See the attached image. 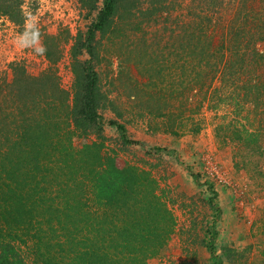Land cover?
<instances>
[{"label": "trees", "instance_id": "1", "mask_svg": "<svg viewBox=\"0 0 264 264\" xmlns=\"http://www.w3.org/2000/svg\"><path fill=\"white\" fill-rule=\"evenodd\" d=\"M79 1L87 14L96 11L84 34L71 38L67 30L37 33L48 68L34 76L13 64L11 79H0V264H23L16 245L28 243L40 264H147L174 231V216L157 193L159 186L151 173L133 165L119 168L115 157L103 150L105 125L116 128L123 144L134 142L123 124L103 121L100 110L114 111V105L100 90L95 70L97 34L123 41L126 25L133 34L143 33L144 23L156 26L170 21L174 7L170 11L168 0ZM140 1L145 10L139 8ZM22 2L0 0V17L21 28ZM188 11L175 28L178 31H170L165 46L156 42L149 54H154L153 60L142 62L150 50L142 36L144 48L135 55L141 60L134 66L142 87L163 100L178 101L192 91H204L206 99L214 82L232 86L240 81L249 51L264 42V12L256 13L254 3L242 24L249 25L248 30L238 27L231 33V28L227 42L214 41L204 23L209 21L206 15ZM71 39L72 88L67 92L60 86L56 65ZM133 52H139V46L130 49ZM84 54L88 59H81ZM253 55L255 65L264 67V52ZM185 118L192 122L189 132L198 134L200 123L193 122L190 113L173 117L165 132L180 137L184 125L175 121ZM89 134L96 140L73 146L74 137ZM207 191L214 217L204 243L210 264H222L215 249L220 209L212 185L207 184ZM233 253L223 250L227 261ZM261 255L264 258V250Z\"/></svg>", "mask_w": 264, "mask_h": 264}, {"label": "rangeland", "instance_id": "2", "mask_svg": "<svg viewBox=\"0 0 264 264\" xmlns=\"http://www.w3.org/2000/svg\"><path fill=\"white\" fill-rule=\"evenodd\" d=\"M168 2L171 3L170 11L174 7L170 21H160L156 26L144 23V35L133 34L129 25H126L123 41L109 34L105 38L96 35L99 58L95 62V70L100 90L114 105V111L107 107L101 109L100 114L105 123L116 121L123 124L128 139L134 142L123 144L116 128L105 125L103 150L115 157L119 168L133 165L149 171L158 183L157 193L174 216V231L170 239L159 255L147 264H210L209 251L204 242L214 212L207 205L211 196L206 189L207 184L212 185L216 193L214 202L220 209L215 249L223 259L222 264H264L261 255L264 250V67H257L253 57L254 52H264V42L249 51V58L239 75L240 81L225 87L214 82L206 92V99L204 91H192L178 101L160 99L157 94L142 87L141 75L134 66L140 60L135 55L144 48L141 36L150 49L142 62L151 61L155 56L149 54L155 50L156 42L160 47L165 46L170 31H178L175 28L181 26L182 18L190 12L188 10H194L195 15L203 13L209 18L204 23L216 43L224 39L227 42L225 35L231 28V33L238 27L248 30L249 25L242 24L246 21L245 16L251 14V4L254 3L256 13L264 12V7H260V4L264 5V0ZM139 8L145 10L143 1H140ZM82 10L83 30L79 32L84 34L89 21H94L96 11L87 14L85 9ZM175 19L178 20L176 25ZM1 30L7 28L1 27ZM22 31L18 28L19 33ZM37 33L43 31L28 32L25 36L27 46L36 45L33 51L41 47ZM56 33L58 30L46 32L50 35ZM72 40L64 46L63 59L56 66L57 73H64L65 78L70 76L71 79ZM16 46L14 43L9 49ZM138 46L139 52L130 53V49ZM81 59L86 60L88 56L84 54ZM2 60L1 54L0 62ZM42 68L41 65L37 69L28 66L25 70L35 76ZM8 69L11 70V65ZM0 79L7 82L11 76L7 71H0ZM200 102L202 105L196 112ZM179 113L184 116L190 113L191 120L200 123L201 131L191 134L189 128L192 122L185 118L181 122L178 119L175 121L178 126L184 125L180 137L165 132L172 124V118ZM95 140L94 134L84 138L74 137L73 146L80 148L82 144ZM208 163L214 168L211 172L206 171V167L210 166ZM191 183L195 188L193 190L192 187V190H197L192 195ZM16 249L23 264H40L34 257L31 243L18 244ZM225 249L234 252L231 261L224 257Z\"/></svg>", "mask_w": 264, "mask_h": 264}, {"label": "built area", "instance_id": "3", "mask_svg": "<svg viewBox=\"0 0 264 264\" xmlns=\"http://www.w3.org/2000/svg\"><path fill=\"white\" fill-rule=\"evenodd\" d=\"M22 5L24 6L23 8L20 7L23 16V24L20 28L23 30L22 33L18 32L19 27L7 17H0V55L2 54L3 57L2 62H0V71H7L10 76L11 70L9 71L8 65H23L25 69L28 66L31 69H37L41 65L43 67L42 71L49 66L42 53L33 51L36 45L27 46L25 43V36L28 32L43 31V33H46L67 30L71 38H73L78 33H81L79 32L80 29L83 30V27L81 28V17L84 15H82L83 10L79 0H23ZM90 23L89 21V26L91 25ZM1 27H5L7 30H1ZM88 28L85 27L87 30ZM14 43L17 46L14 49H9ZM67 74H70V72H67ZM57 76L61 88L71 92L72 79L70 76L65 78L64 73L59 74V72ZM208 165L210 166L206 167V171L211 172L214 168L211 164L208 163Z\"/></svg>", "mask_w": 264, "mask_h": 264}, {"label": "crops", "instance_id": "4", "mask_svg": "<svg viewBox=\"0 0 264 264\" xmlns=\"http://www.w3.org/2000/svg\"><path fill=\"white\" fill-rule=\"evenodd\" d=\"M191 181H193L192 175H191ZM192 187H193V190H195V188H194V184L191 183V195L197 191V190H196V191H193V190H192ZM206 189H207V187H206ZM208 254H209V253H208ZM209 258H210V254H209Z\"/></svg>", "mask_w": 264, "mask_h": 264}, {"label": "clouds", "instance_id": "5", "mask_svg": "<svg viewBox=\"0 0 264 264\" xmlns=\"http://www.w3.org/2000/svg\"><path fill=\"white\" fill-rule=\"evenodd\" d=\"M21 7L23 8L24 6L22 5ZM36 51L38 53H42L44 51V49H43V47H38V48H36Z\"/></svg>", "mask_w": 264, "mask_h": 264}]
</instances>
